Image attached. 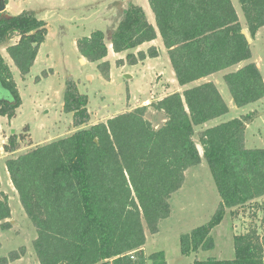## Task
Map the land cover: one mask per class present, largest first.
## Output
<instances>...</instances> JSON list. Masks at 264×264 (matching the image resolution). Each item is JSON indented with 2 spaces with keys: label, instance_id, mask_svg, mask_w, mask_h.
I'll use <instances>...</instances> for the list:
<instances>
[{
  "label": "trees",
  "instance_id": "trees-1",
  "mask_svg": "<svg viewBox=\"0 0 264 264\" xmlns=\"http://www.w3.org/2000/svg\"><path fill=\"white\" fill-rule=\"evenodd\" d=\"M9 0H4L7 4ZM153 26L140 5L129 3L109 34L113 52L138 48L158 31L179 85H188L215 72L245 62L226 72L223 81L235 106L264 98V79L252 56L250 43L231 0H146ZM250 38L264 26V0H238ZM47 34L46 22L32 12H0V46L20 75L29 73ZM15 39V40H14ZM14 40L12 43H9ZM80 56L110 78L107 43L102 30L76 40ZM156 46L128 53L130 64L157 57ZM118 59L117 63L122 64ZM21 103L10 66L0 52V116L13 118ZM88 98L66 82L63 110L73 126L88 124ZM163 114L155 127L147 108ZM229 108L212 81L170 93L149 105L135 107L73 131L5 160L19 202L36 231L32 241L39 264H167L164 251L145 255V230L158 232L169 217L170 197L184 183L185 171L201 162L194 127L228 113ZM251 112L220 122L199 133L202 148L220 201L211 218L179 237L180 252L190 255L214 248L211 230L227 211L257 206L259 225L234 234L231 258H194L192 264H264V148L245 145ZM12 133L3 143L11 153L28 136ZM6 194L0 192V229L11 225ZM24 247L0 258L8 264Z\"/></svg>",
  "mask_w": 264,
  "mask_h": 264
},
{
  "label": "rangeland",
  "instance_id": "rangeland-1",
  "mask_svg": "<svg viewBox=\"0 0 264 264\" xmlns=\"http://www.w3.org/2000/svg\"><path fill=\"white\" fill-rule=\"evenodd\" d=\"M231 1L242 27L245 26L238 0ZM130 2L142 5L146 18L155 26L154 15L146 0H9L6 4L3 12L9 15H18L23 11L32 12L37 18L43 19L47 26L45 40L39 46L29 73L24 77L12 63L5 46H0V52L12 70L21 98L13 118L0 116V192L8 197L11 212L8 219L10 227L0 229V258L8 255L10 251L24 247L21 257L8 264L39 262L32 245L36 231L12 187L5 160L36 145L65 137L91 123L106 121L107 118L124 111L149 105L178 91L181 86L176 81L158 31L152 42L159 51L158 56L130 64L126 56L130 52L136 53L137 48L119 52L116 57L110 55L107 58L110 64L109 80L103 78L97 63L80 56L76 40L89 35L94 29H99L104 33L108 45L111 30L116 27L123 9ZM250 39V61L255 62L264 75V26ZM147 48L142 47V50ZM118 59L123 60L122 64L117 63ZM235 67L234 65L208 76V80L216 85L226 104L229 103V111L221 116V119H213L194 127L193 139L197 145L199 133L203 129L216 125L214 123L218 121H226L251 112L254 116L246 124L245 145L249 148H264V100L243 107L234 105L223 81V75L233 71ZM67 81L73 82L78 91L88 98L90 121L86 125L74 127L72 114L63 110ZM146 118L155 127L164 122L163 114L151 107L147 108ZM25 127L28 128V136L20 141L19 149L11 153L4 152L3 143L7 141V137L12 133L26 134ZM219 201V194L201 148V162L185 171L183 185L170 197L169 217L159 222L157 233L151 234L145 230L144 254L162 250L167 264H192L195 257L201 260L208 257H233L234 234L244 232L249 225L260 224L262 213L257 206L239 208L235 215L227 211L222 222L211 230L213 249L198 250L188 256L180 252V235L206 223L215 212Z\"/></svg>",
  "mask_w": 264,
  "mask_h": 264
},
{
  "label": "crops",
  "instance_id": "crops-1",
  "mask_svg": "<svg viewBox=\"0 0 264 264\" xmlns=\"http://www.w3.org/2000/svg\"><path fill=\"white\" fill-rule=\"evenodd\" d=\"M149 6V5H148ZM141 7L143 8V10H144V12H145V9H144V7L141 5ZM243 28H246V26H243ZM246 31H247V29H245ZM152 42H153V40L152 41H150V42H145V43H143V44H141L138 48H137V50L136 51H138V50H142V47H149V46H151V45H153L152 44ZM250 42H251V39H250ZM155 46V45H154ZM107 56H106V59L111 55L112 57H116L117 55H118V53H115V52H113V50H112V48H111V45L110 44H108L107 45ZM82 59V57L80 58V60ZM86 60V59H85ZM245 62H242V63H240V64H238V65H235L236 67H235V69L234 70H236L238 67H240V66H242L243 64H244ZM257 65V64H256ZM258 67V66H257ZM259 68V67H258ZM11 69V68H10ZM233 70V71H234ZM260 70V69H259ZM12 71V70H11ZM13 74V73H12ZM262 74V73H261ZM262 77H263V79H264V75L262 74ZM207 81H211V80H208V76L207 77H204V78H201V79H199V80H196V81H194V82H196L195 84H193L194 82H192V83H190V84H188V85H184V86H180V87H178V91H176V92H182L186 87H191V86H194V85H197V84H200V83H203V82H207ZM164 96V95H163ZM262 100H264V98L262 99ZM261 100H259V101H257L256 103H258V102H260ZM227 105H228V107H229V103H227ZM219 119H221V117H218ZM218 118H216V119H218ZM216 119H214V120H216ZM220 121H218V122H216V123H214V124H217V123H219ZM223 122V121H222ZM91 124H93V123H91ZM72 133V132H71ZM70 133V134H71ZM69 135V134H68ZM0 185H1V182H0ZM13 187V186H12ZM14 188V187H13Z\"/></svg>",
  "mask_w": 264,
  "mask_h": 264
},
{
  "label": "water",
  "instance_id": "water-1",
  "mask_svg": "<svg viewBox=\"0 0 264 264\" xmlns=\"http://www.w3.org/2000/svg\"><path fill=\"white\" fill-rule=\"evenodd\" d=\"M5 8H6V3L4 2V0H0V12H3L5 10ZM241 32L246 37L247 41L250 43V37L248 36L247 31L245 29H242ZM197 149H198L199 153L201 154V147L199 145H197Z\"/></svg>",
  "mask_w": 264,
  "mask_h": 264
},
{
  "label": "built area",
  "instance_id": "built-area-1",
  "mask_svg": "<svg viewBox=\"0 0 264 264\" xmlns=\"http://www.w3.org/2000/svg\"><path fill=\"white\" fill-rule=\"evenodd\" d=\"M127 255L130 260L128 264H136V261H137L136 251H131L127 253Z\"/></svg>",
  "mask_w": 264,
  "mask_h": 264
}]
</instances>
